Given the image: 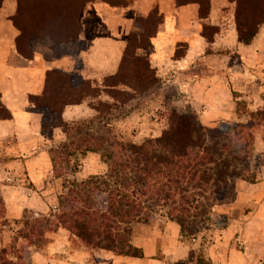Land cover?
<instances>
[{
    "label": "trees",
    "instance_id": "16d2710c",
    "mask_svg": "<svg viewBox=\"0 0 264 264\" xmlns=\"http://www.w3.org/2000/svg\"><path fill=\"white\" fill-rule=\"evenodd\" d=\"M3 1L0 0V6ZM14 1L17 11L11 20L19 32L17 50L24 58L33 59L34 44L43 39L49 40L55 51L64 47H74L76 53L84 50L85 44L80 40L82 17L92 0ZM105 1L112 6L125 5L120 0ZM189 1L201 5L202 17L208 14L209 0ZM231 1L237 5L239 41L250 45L264 24V0ZM161 22L158 10L136 20V28L142 33L129 36L118 72L106 76L101 85L77 72L50 70L43 93L30 96L34 111L42 115L44 136L52 138L56 128L66 134V140L50 150L55 177L75 174L78 167L73 169L75 164L71 161L78 155L99 154L108 166L105 174L81 181L67 180L68 191L61 197L53 217L54 232L64 229L86 248L143 258L142 250L132 244L135 224H150L163 217L177 223L184 233L196 235L210 228L212 211L223 200L232 180L256 183L252 168L256 139L253 130L259 124L207 127L194 111L180 113L173 109L168 116V128L160 136L139 144L115 135L94 133L100 118L97 115L74 123L64 120L67 106L99 100L91 108L98 114H107L111 105L101 101L103 95L125 101L133 94L131 91L148 92V78L160 80L148 57L136 52L148 48ZM213 32V28L205 27L208 38ZM130 59H134V66L144 63L142 73H125ZM10 119L12 114L0 98V120ZM3 208L0 192V220ZM33 231L38 235L42 232L36 227ZM21 248L30 252V246ZM3 252L6 254V250ZM16 259L23 262V257ZM0 264L16 263L0 259Z\"/></svg>",
    "mask_w": 264,
    "mask_h": 264
},
{
    "label": "crops",
    "instance_id": "0c3cea01",
    "mask_svg": "<svg viewBox=\"0 0 264 264\" xmlns=\"http://www.w3.org/2000/svg\"><path fill=\"white\" fill-rule=\"evenodd\" d=\"M120 1L126 4L112 6L105 0L88 4L80 35L85 48L77 55L56 56L48 49L46 53L36 49L31 60L17 50L19 32L11 20L17 11L16 1L4 0L0 6V98L12 114V119L0 120V192L10 216L19 218L26 210L38 214L58 207V200H44L39 191L55 178L48 145L60 143L64 134L56 128L52 138L44 136L42 115L34 111L30 96L43 93L50 70L77 72L88 80L117 73L128 38L138 30L136 20L149 17L154 10H158L162 22L141 55L148 57L158 76L169 77L182 89L223 91L226 97L219 105L229 108L231 89H264V24L252 44L241 43L236 2L209 0L208 14L202 17L196 1ZM205 27L214 29L209 38L204 34ZM180 47L184 51H179ZM196 69L207 75L206 80L183 79ZM212 113L206 117L209 121L215 120ZM93 115L89 103L84 102L67 106L63 118L71 122ZM229 115L227 110L225 120ZM242 184L251 186L253 192L264 190V183L236 180L237 190L243 189Z\"/></svg>",
    "mask_w": 264,
    "mask_h": 264
},
{
    "label": "rangeland",
    "instance_id": "374dc122",
    "mask_svg": "<svg viewBox=\"0 0 264 264\" xmlns=\"http://www.w3.org/2000/svg\"><path fill=\"white\" fill-rule=\"evenodd\" d=\"M141 33L140 29L135 32L138 36ZM36 49H42L44 53L48 49L56 56L77 55L74 47L53 50L47 39L35 42L34 50ZM142 50L138 49L137 55L141 56ZM179 51H184L183 47H180ZM133 62L134 59H130V63L125 65V73L128 75L133 72L142 73L141 71L145 69L144 63L134 66ZM82 66L77 64L79 68ZM206 77V74H201L200 69H196L183 79L191 82L198 79L206 80ZM104 78L100 80L91 78V81L101 85ZM158 78L160 80L157 81L148 78L147 84L150 87L148 92L131 91L133 94L125 101L113 100L103 95L101 101L111 105L107 114H98L92 109L93 116L69 123L89 120L97 115L100 118L96 121L97 126L93 128L94 133L115 135L139 144L146 139L160 136L168 128V116L173 109L180 113L194 111L200 122L207 127H219L222 124L256 127L259 124L253 130L256 139L252 168L256 173L255 184L264 183V89L256 91L231 89L232 99L229 108L219 105L226 97L223 91L215 93L210 89H182L169 77ZM119 88L126 90L124 86ZM254 101L256 102L253 103ZM88 103L92 107L93 104L98 105L99 100ZM223 110L226 112L230 110L227 120L223 117L226 112L225 114L220 112ZM209 112H213L215 120L209 121L206 118ZM63 134L64 138L60 143L48 145L51 161L50 150L57 148L66 140L64 131ZM258 140H261L259 149ZM71 163L75 164L73 169L78 167L76 173L54 176L55 178L50 180V186L46 182V187L39 191L44 200L47 198H52L55 202L58 200L59 206L61 197L68 191L67 180L81 181L93 175L105 174L108 169L99 154L78 155ZM236 180L241 179L232 180V184L230 182L223 200L214 207L210 228L203 229L196 235L184 233L177 223L163 217L150 224H135L132 244L142 250L143 258L118 256L86 248L78 244L64 229L54 232L53 217L58 207L38 214L26 210L17 218L10 216L4 203L5 208L2 210L3 216L0 220V259H8L16 264H264V190L253 192V188L245 184H242L243 189L237 190ZM35 227L42 230L40 235L37 231L34 233ZM24 246H30V252L21 248ZM16 257H23V262H17Z\"/></svg>",
    "mask_w": 264,
    "mask_h": 264
}]
</instances>
